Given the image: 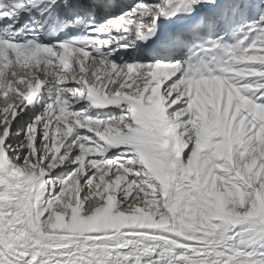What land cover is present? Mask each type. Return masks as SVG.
I'll return each instance as SVG.
<instances>
[{"label": "snow or ice", "instance_id": "1", "mask_svg": "<svg viewBox=\"0 0 264 264\" xmlns=\"http://www.w3.org/2000/svg\"><path fill=\"white\" fill-rule=\"evenodd\" d=\"M0 89V264H264V0H0Z\"/></svg>", "mask_w": 264, "mask_h": 264}, {"label": "bare ground", "instance_id": "2", "mask_svg": "<svg viewBox=\"0 0 264 264\" xmlns=\"http://www.w3.org/2000/svg\"><path fill=\"white\" fill-rule=\"evenodd\" d=\"M3 92V89L1 90V93ZM8 96H9V98L10 97H12L13 95H12V93H10L9 91H8ZM3 99H5V98H3L1 95H0V101H3ZM9 102H11V100L9 101ZM2 104H0V108H2ZM3 118V114L2 113H0V119H2Z\"/></svg>", "mask_w": 264, "mask_h": 264}]
</instances>
